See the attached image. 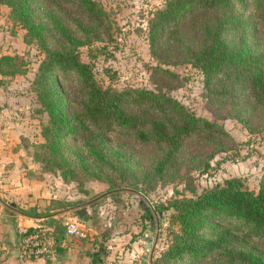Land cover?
I'll list each match as a JSON object with an SVG mask.
<instances>
[{
    "label": "trees",
    "instance_id": "16d2710c",
    "mask_svg": "<svg viewBox=\"0 0 264 264\" xmlns=\"http://www.w3.org/2000/svg\"><path fill=\"white\" fill-rule=\"evenodd\" d=\"M0 4L25 29L24 40L43 53L31 83L47 116L41 132L44 142L36 145L42 154L36 152L35 157L60 170L65 180L105 177L110 191L141 192L131 158L109 147L106 137L111 132L157 150L159 156L148 173L155 178L174 169L188 137L226 135L217 121L196 115L168 93L100 84L80 50L109 35L112 27L96 0H0ZM197 14L202 15L203 37L194 48L181 30ZM258 27L264 34V0H166L149 20V43L155 49L159 42L174 40L175 49L202 73L208 90L214 88L215 94L236 97L235 101L247 96L256 108H264V36L259 38ZM16 59L2 55L0 74L23 73ZM70 104L75 105L73 110ZM154 209L160 217L171 209L170 223L176 229L170 230L168 247L153 264H189L205 258L223 264H264L263 252L244 247L249 234L264 235V177L257 191L241 178L230 177Z\"/></svg>",
    "mask_w": 264,
    "mask_h": 264
},
{
    "label": "rangeland",
    "instance_id": "374dc122",
    "mask_svg": "<svg viewBox=\"0 0 264 264\" xmlns=\"http://www.w3.org/2000/svg\"><path fill=\"white\" fill-rule=\"evenodd\" d=\"M96 1L108 13L112 27L109 35L80 50L82 60L91 66L100 84L163 91L196 115L217 121L226 132L214 138L202 133L188 137L176 156L174 169L160 178L148 175L159 156L153 146H140L134 137L119 132L108 134L109 147L131 158L137 185L152 207L165 205L177 196H192L230 177L241 178L249 189L257 191L264 177V108H256L247 96L235 101L236 97L215 94L214 88L208 90L202 73L175 49L174 40L159 42L155 49L150 46L149 20L166 0ZM196 16L184 20L181 30L194 48L202 44L203 37L202 15ZM24 34L25 29L10 18L9 8L0 4V57L15 56L25 69L13 76L0 74V195L20 202L30 212L36 210L41 199L47 214L102 196L85 206L86 218L75 215L70 219L80 224L81 238L94 246L102 264L117 263L121 257L116 252L106 261L99 252L102 246L106 249L110 245L109 229L121 237L129 232L120 239L118 250L124 253V260L129 257L137 264L135 249L141 258H148L147 239L152 242L157 231L149 206L140 203L142 198L128 190L107 194L110 184L105 177L65 180L60 170L35 157L36 152L42 154L36 145L44 142L41 132L47 116L31 83L43 53L35 43L26 42ZM257 34L263 39L260 27ZM69 107L73 110L75 105ZM240 112L249 127L239 119ZM171 212L166 210L159 217L153 259L167 249L170 230L176 229L170 223ZM244 247L264 253V235L249 234ZM189 264L223 262L205 258Z\"/></svg>",
    "mask_w": 264,
    "mask_h": 264
},
{
    "label": "crops",
    "instance_id": "0c3cea01",
    "mask_svg": "<svg viewBox=\"0 0 264 264\" xmlns=\"http://www.w3.org/2000/svg\"><path fill=\"white\" fill-rule=\"evenodd\" d=\"M8 197L3 198L0 195V199L9 204L4 205L0 200V264H97L98 262H101V260H97L98 256L94 253V246L89 240L69 236L65 231V223L68 220H71L70 218H73L75 215L81 217L86 216L87 211L85 207L84 209L80 208L78 212L68 211L55 214L60 211L56 210L46 214H53L52 216H49L50 221L47 219V223L50 225V230L55 239V248L58 246L61 250H56L55 255L50 259L33 258L28 256L23 249L24 240L30 234L31 231L29 230H32L37 224L39 218H36L33 214H29L20 202L14 201ZM39 201L36 210L38 212H45V204H42L41 199ZM72 212L75 214H71ZM113 232L114 230L109 229L110 245L108 248L105 249L102 246L99 252L105 257L106 261L112 259L116 252L121 254V257H119L120 260H118L117 263L109 262L107 264H134V259L126 257L124 260V253L122 250H118L120 239L127 237L130 233L127 232L121 237L114 235ZM148 242L149 239H147L146 245L150 254ZM109 248H112V250H109ZM135 251H137V257L139 258L137 264H149V255L148 258L143 259L141 258L142 256L139 255V250L135 249Z\"/></svg>",
    "mask_w": 264,
    "mask_h": 264
},
{
    "label": "built area",
    "instance_id": "2783aa9c",
    "mask_svg": "<svg viewBox=\"0 0 264 264\" xmlns=\"http://www.w3.org/2000/svg\"><path fill=\"white\" fill-rule=\"evenodd\" d=\"M66 234L73 237H84L82 228L77 221L68 220L65 223ZM24 252L33 258L50 259L55 255V239L46 218L38 219L23 244Z\"/></svg>",
    "mask_w": 264,
    "mask_h": 264
},
{
    "label": "water",
    "instance_id": "95a60500",
    "mask_svg": "<svg viewBox=\"0 0 264 264\" xmlns=\"http://www.w3.org/2000/svg\"><path fill=\"white\" fill-rule=\"evenodd\" d=\"M121 190H124V189L111 190V191L107 192V194H108V193H109V194H110V193H114V192L121 191ZM126 190L131 191V192H133V193L139 195V196L142 198V200L140 201V203L143 204V202H145V203H146V206H149V208H150V210H151V212H152V217L155 218L156 227H157L156 235L154 236V239H153L152 242H151L150 240H149V242H148V247L150 248V254H149V261H150V262H149V264H153V251H154V248H155V246H156V244H157V241H158V235H159V233H158V229H159V217H160V214H158V213L156 212V210L152 207V205H151L150 201L148 200V198H147L143 193H141V192H139V191H136V190H130V189H126ZM101 197H102V196H98V197H96V198H94V199H91V200H88V201L82 202V203H80V204H76V205L69 206L68 208L63 209V210H60L59 212H56L55 214H59V213H63V212H68V211H69V212H70V211L78 212L80 208H81V209H84L85 206H87V205H89V204H91V203L97 201V200L100 199ZM0 200H1V199H0ZM1 202H2L4 205H9V204H7L6 202H4V201H2V200H1ZM52 215H53V214H50V215H42V216H35V217H36V218H39V219H40V218H46V219H48V221H50L49 216H52ZM56 250H57V251H60L61 248L57 246V247H56Z\"/></svg>",
    "mask_w": 264,
    "mask_h": 264
}]
</instances>
